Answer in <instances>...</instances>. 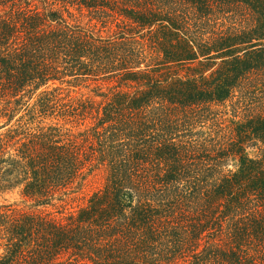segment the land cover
<instances>
[{
    "label": "trees",
    "instance_id": "trees-1",
    "mask_svg": "<svg viewBox=\"0 0 264 264\" xmlns=\"http://www.w3.org/2000/svg\"><path fill=\"white\" fill-rule=\"evenodd\" d=\"M0 264H264V0H0Z\"/></svg>",
    "mask_w": 264,
    "mask_h": 264
},
{
    "label": "rangeland",
    "instance_id": "rangeland-1",
    "mask_svg": "<svg viewBox=\"0 0 264 264\" xmlns=\"http://www.w3.org/2000/svg\"><path fill=\"white\" fill-rule=\"evenodd\" d=\"M180 70H181V73H185L187 70L185 69V67L184 68H179ZM79 92L81 93H86V94H92L91 92H90V89H86V88H80V90H79ZM218 109H217V111H216V113H218V115L217 114H214L213 116H214V119H216L215 117L217 116V119H219L220 120V122H225L224 124H226L227 125V123H228V121H226V119H230L231 118V113H233L232 111V107L230 106V104L228 103V106H226V107H222V106H219V107H217ZM248 151H249V153L250 154H254L255 153V150L254 149H248ZM231 166V165H230ZM104 183V177L102 176V173L101 172H99L98 173V177L97 178H95V179H93V181L90 183V186H89V192H91V191H94L95 189H98L99 187H101L102 186V184ZM88 189H86V191H87ZM7 198H8V200L10 201V202H14V201H16V200H18L17 198H18V195H16V194H14V195H7ZM78 200H79V198H78ZM77 200V201H78ZM77 201L76 202H74V205H76L77 204ZM23 206V205H22ZM40 209H43V208H41L40 207ZM49 210H53V211H55L56 209H55V207H49L48 208Z\"/></svg>",
    "mask_w": 264,
    "mask_h": 264
}]
</instances>
